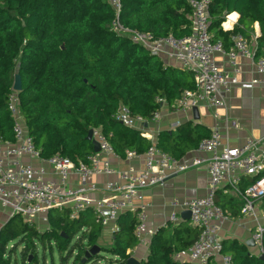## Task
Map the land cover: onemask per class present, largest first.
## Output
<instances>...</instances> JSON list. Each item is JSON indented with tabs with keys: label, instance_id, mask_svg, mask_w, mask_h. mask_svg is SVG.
I'll use <instances>...</instances> for the list:
<instances>
[{
	"label": "trees",
	"instance_id": "16d2710c",
	"mask_svg": "<svg viewBox=\"0 0 264 264\" xmlns=\"http://www.w3.org/2000/svg\"><path fill=\"white\" fill-rule=\"evenodd\" d=\"M121 1V21L132 30L156 38L182 37L192 30L190 0ZM232 12L240 16L233 29L224 30L222 22ZM210 16L212 41H221L227 49L238 34L250 43L258 22L261 33L256 37L255 57L264 56V0H211ZM114 17L107 0H0V140H14L8 104L15 93V74L19 73V106L43 157L60 153L76 164L85 161L95 152L87 136L97 128L122 157L128 150L143 154L152 147L138 130L115 119L119 107L124 104L134 114L151 120L161 108L158 99L172 106L184 91L195 88L194 72L165 64L128 36L113 31ZM210 134L205 125L185 121L175 130L161 131L155 146L181 158ZM243 180L241 191L255 177L244 175ZM224 191L217 192L216 202L223 210L232 206L237 214L242 201ZM92 210L87 208L71 219L69 208L56 209L54 215L50 212L49 227L42 231L27 221L16 222L17 215L13 216L0 229V264H11L4 257L9 242L15 249L23 245V264H38V244L51 252L56 247L61 264L73 253L72 264H101L103 250L114 257L111 261L115 264H126L138 245L136 216L122 213L111 243L102 247L98 240L103 226ZM199 234L190 221H181L170 230L160 228L150 241L149 255L139 264H189L176 261L174 254L188 250ZM222 243L231 264H264V259L250 253L245 244L235 239H223ZM94 245L100 251L87 257Z\"/></svg>",
	"mask_w": 264,
	"mask_h": 264
},
{
	"label": "built area",
	"instance_id": "2783aa9c",
	"mask_svg": "<svg viewBox=\"0 0 264 264\" xmlns=\"http://www.w3.org/2000/svg\"><path fill=\"white\" fill-rule=\"evenodd\" d=\"M113 7L115 17L111 23L113 31L128 36L132 42L139 44L150 54L159 58L168 57L180 67L194 72L195 88L184 91L172 106L177 113H185L198 107L205 101L212 114L219 119V108L227 107V100L222 91L229 92L238 85L236 59L238 56L251 58L257 67L260 78L253 84L264 85V56L255 57V47L250 48L242 35L233 36V47L226 49L221 41L213 42L210 32L211 0H190L192 7V30L190 34L175 37H154L148 32H139L125 26L121 21V0H107ZM234 13L226 15L222 22L224 28L233 21ZM238 15L234 21L238 19ZM166 47L170 48V52ZM228 56L234 64L233 72H226L214 60V54ZM10 95L8 109L13 118L14 140H0V208L13 217L22 215L24 221L34 224L38 229L49 225L52 210L70 209V218L77 219L81 211L92 208L94 215L102 226L110 232L117 229V219L124 212H131L137 218L135 237L138 244H150L156 230L148 224V207L144 201V191L148 188L163 186L170 175L180 174L193 168L204 166L208 174L207 192L202 197L180 201H171L174 208L170 216L172 223H177L181 213L190 211V223L199 229L198 239L186 251L176 252L174 259L189 264H231V256L223 252V238L219 232L222 223L227 219L225 210L216 202L217 192L224 186L231 187L243 200L242 216L255 221L251 239L256 246V256L264 259V211L258 209L255 200H264V142L260 139L247 138L238 146L223 142L221 127L212 128L210 136L202 139L193 156L184 155L175 158L159 150L145 127L149 122H159L163 112L155 111L151 120L134 114L124 104L119 107L115 119L126 127L136 129L140 134L152 141V147L143 154L128 150L120 156L109 138L101 128L93 130V138L99 143L100 151L89 154L85 161L76 164L69 157L57 153L51 157H43L36 148L33 137L29 134L19 106L18 91ZM161 106L163 99H158ZM226 129L239 128V122L228 117L224 120ZM180 122H175L177 128ZM30 155L48 164L60 178L58 184L42 183L46 174L44 167L35 168L24 163L23 157ZM142 156L144 168L137 170L130 166L126 170L116 172L111 164L112 158L131 160ZM72 173L79 178V183L68 184ZM117 173L124 182H107L104 190L107 196L94 200L92 195L98 191L97 184L90 181L93 175H109ZM255 177L254 182L243 191L239 189L243 176ZM178 208L180 210L176 211ZM262 216V217H261Z\"/></svg>",
	"mask_w": 264,
	"mask_h": 264
},
{
	"label": "crops",
	"instance_id": "0c3cea01",
	"mask_svg": "<svg viewBox=\"0 0 264 264\" xmlns=\"http://www.w3.org/2000/svg\"><path fill=\"white\" fill-rule=\"evenodd\" d=\"M233 13V21L229 23L230 25L227 28L222 26L224 30H231L236 24L237 21H234V19L237 15H240L237 12ZM254 30V38L248 43L250 48L256 46V37L261 33L258 22L255 23ZM232 47L233 44L230 45L228 49ZM166 49L168 52L171 51L168 47H166ZM161 59L167 65L179 67L173 59H170L167 56L162 57ZM214 60L220 68L226 72H233L235 69L234 64L228 56H224L219 52L214 54ZM236 64V67L238 68L236 77L239 83L231 88L229 92L222 91V95L227 100V107L218 109V113L220 114L219 119H216L213 116L211 108L204 100L199 102L197 113L194 112L193 109L185 113H177L172 107L176 100L172 106L164 101L161 106L163 112L161 120L156 123L149 122L145 124L154 143L157 142L158 135L161 131L175 130L176 128H173V124L177 121L180 123L192 121L193 123L203 124L210 130L215 127H221L223 130V142L228 143L231 146L241 145L247 138L260 139L264 142V85H256L252 83L254 79L260 78V74L257 71L255 62L251 58L238 56ZM226 117L237 120L239 122V128L226 129L224 123ZM195 149L190 150L186 154L191 153L190 156H193L192 152H194ZM23 162L31 164L35 168H45L46 174L42 176V183L46 184L52 182L58 184L60 182L59 175L48 164H45L40 159L25 155L23 157ZM111 164L116 172L126 170L130 166L140 170L144 168V159L142 156L134 157L129 161L123 158H112ZM90 181L98 186V191L92 195L95 201L107 196V193L104 190L107 182H124L119 179L117 173L109 175H93ZM242 182H244V180H242ZM78 183V176L75 173H72L68 184L74 186ZM207 185V170L204 166H201L180 174L170 175L163 186L146 189L144 191V201L149 204L147 213L149 226L153 227L157 232L160 228L170 230L173 225H176L181 221L189 222V220H183V218L177 223H172L170 221V216L174 211V208L171 207V201L175 198L184 201L186 199L202 197L207 192ZM223 189L225 190V194H232L235 197V200L239 199V201L243 202L239 194H237L231 187L224 186ZM242 202L237 214H235V210L230 205L224 209L227 219L222 223L219 234L223 239H235L246 245V242L251 239L256 223L254 220L242 216ZM255 205L258 209L264 211V200H255ZM175 210L180 212L178 208ZM261 221L264 222V219ZM149 246V244H138L132 249V256L138 259H146L150 253ZM247 247L249 248L250 253L256 255V252L253 251V248H256L255 244Z\"/></svg>",
	"mask_w": 264,
	"mask_h": 264
},
{
	"label": "rangeland",
	"instance_id": "374dc122",
	"mask_svg": "<svg viewBox=\"0 0 264 264\" xmlns=\"http://www.w3.org/2000/svg\"><path fill=\"white\" fill-rule=\"evenodd\" d=\"M55 212H56V210H52L51 215H54ZM11 218L12 217L8 216V214L6 215V213H4L0 208V229ZM24 219H25V217H23L22 215H17L15 218V221L19 222L20 220H24ZM48 227H49V225H44V226L39 227L38 230L42 231L44 229H47ZM80 235H81V233H79L77 236H75L72 244L77 240V238ZM111 239H112V232H110L108 227H105V228L103 227L102 235L100 236V238L98 240V245L102 246V247H106L111 243ZM72 244H71V246H72ZM23 248H24L23 245H21V246L19 245L15 249V244L13 242H9L7 245V250H6L4 257L9 258V260L11 261V264H23L22 255H21ZM13 250H16V251L13 252ZM253 251L256 252V248H253ZM104 252L105 251L103 250L102 253L105 255V260H102L101 264H115L114 261H111L114 259V257H111L109 254H107V253L105 254ZM37 253H38V264H61L60 254L57 251L56 247H54L53 252H51L49 247H47V249L44 250L38 244L37 245ZM75 255H76V253H73V256L66 262V264H72ZM32 257L33 256L30 255V258H32ZM78 264H81V263H78ZM92 264H100V262H96V263H92Z\"/></svg>",
	"mask_w": 264,
	"mask_h": 264
},
{
	"label": "water",
	"instance_id": "95a60500",
	"mask_svg": "<svg viewBox=\"0 0 264 264\" xmlns=\"http://www.w3.org/2000/svg\"><path fill=\"white\" fill-rule=\"evenodd\" d=\"M13 90L15 91H21L22 90V78L21 75L19 73L15 74V79H14V84H13ZM193 111L197 113V107L193 108ZM87 139L92 141L94 144V151L95 152H99L100 151V145L99 143L93 138V130H91L87 136ZM182 218L183 220H189L190 219V211L189 210H185L182 212ZM247 246H253L254 245V241L252 239H250L248 242H246ZM100 251L99 246L94 245L90 252L87 253V257H89L91 254H96ZM85 260H83L84 262ZM141 261V259H138L134 256H131L126 264H139Z\"/></svg>",
	"mask_w": 264,
	"mask_h": 264
}]
</instances>
